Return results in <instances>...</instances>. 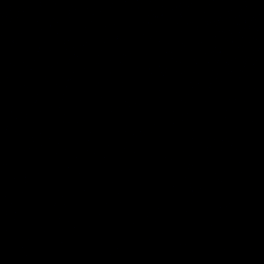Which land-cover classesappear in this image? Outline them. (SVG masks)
Segmentation results:
<instances>
[{
	"label": "water",
	"instance_id": "1",
	"mask_svg": "<svg viewBox=\"0 0 264 264\" xmlns=\"http://www.w3.org/2000/svg\"><path fill=\"white\" fill-rule=\"evenodd\" d=\"M0 264H264V0H0Z\"/></svg>",
	"mask_w": 264,
	"mask_h": 264
}]
</instances>
